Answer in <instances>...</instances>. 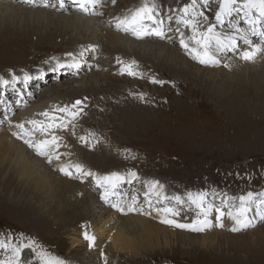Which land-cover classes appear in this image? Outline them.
I'll list each match as a JSON object with an SVG mask.
<instances>
[{"label":"rangeland","instance_id":"374dc122","mask_svg":"<svg viewBox=\"0 0 264 264\" xmlns=\"http://www.w3.org/2000/svg\"><path fill=\"white\" fill-rule=\"evenodd\" d=\"M123 1H128V5L136 2L118 0L120 12H123L121 8ZM172 1L179 4L181 0ZM44 9L40 10L45 11ZM162 9L161 7V11ZM57 14L58 18H70L75 13L62 11ZM59 20L62 21V18ZM77 26L72 25V21L68 20L66 25L63 23L58 26L50 23L36 26L30 23L28 26L19 27L22 38L1 46L6 50L0 54L1 74L14 73L17 78L15 82L22 80L25 74L32 76L33 73L19 71L28 67L39 55L42 61L34 68L36 74L38 70L44 68L47 69L43 72L49 71L62 58L67 61L75 55L77 61L82 64L85 61L80 55L89 51L90 45L85 43L82 48L85 50L79 49L80 45L70 49L74 46L71 40L80 33ZM7 28L6 26L1 30L7 31ZM37 28L39 29L35 30ZM26 32H29V35L25 34ZM100 33L104 34V31H98L95 38L104 42H101L102 49L107 52L105 40L98 38ZM40 38L46 43L36 45L34 42L40 41ZM82 38V41L87 39ZM135 43L136 41L125 40L123 44L131 45V48L126 46L124 53L111 52L110 60L107 57L108 61L100 67L105 70L102 74L87 72L89 76L80 78L76 76L72 80L64 78L61 83L55 85L56 87L47 88L50 83L46 86H35L42 91L34 99L18 105V113L8 122H3L5 119L0 118L3 122L0 128L16 127L12 121L19 115L23 117L21 109L26 106L27 111H32L40 105L43 96L72 95L69 98L64 96L62 100L68 99L67 103L61 102V104L62 107L71 106L77 100H82V103L75 107L76 115L73 121L75 132L85 140L77 143L79 152L76 156L80 162L84 160L88 167L94 168L98 175L121 173L127 177L128 172H135L138 176L148 179L158 177L165 184L168 197L188 192L210 193L214 185L237 194H242L247 189L252 192L255 190L256 193L263 191L264 59L258 66L240 70L236 77L234 74L215 70V74L219 76L217 79L223 78L222 81L226 82L219 84L210 78L207 69L195 67L186 69L184 63L177 61L176 58L172 57L173 60H170L168 57H171L170 53L174 51L164 47L166 51L160 52L158 50L160 43L151 42L152 49L149 51H145L140 43ZM115 54H121L120 59H124L125 55L137 54L138 61L142 60L145 68L153 67L159 73L161 82L164 83L162 91L155 90L145 103L137 102L143 88L142 83L138 82L139 79L132 80L124 76L115 78L106 72L107 70L111 74L119 72L114 68L115 66L110 67V61L117 58L113 56ZM226 55L227 52L216 56L219 58ZM85 56L90 57V54ZM108 63L110 69L107 68ZM220 67L224 65L216 68L221 69ZM103 74L105 76H98ZM222 74H229L230 77ZM252 76L257 79L249 82L254 78ZM192 77H195V81L199 84L195 89L198 92L196 96L190 95L188 87H184L187 85L185 83L187 78L194 81ZM3 79L0 77V82ZM80 81L87 84L86 87H74L71 83ZM147 106H156V108H145ZM27 111H24V116ZM99 138L103 140V144L98 142ZM88 142H92L93 145L86 147L85 143ZM2 175L0 174V239L7 240L8 237H12L13 241H16L23 238L25 243L31 240L61 259L64 264H85L83 248L70 247L73 231L84 228L85 221H81L82 217L78 219L76 209L62 207L60 204L62 196L58 197L52 193L54 188L61 189L65 184L57 174L55 173L56 177L52 178L55 181L51 182L53 186L49 192L60 206L58 210L54 203L53 213L48 212L49 204L45 205L48 203L45 198L42 208L38 202L34 201L32 204V196L18 192L19 186H13V181L9 182L11 185L6 183L4 185L3 182L6 180ZM91 189L97 193V188ZM175 203L177 204L176 201ZM27 204H31L32 208ZM181 208L184 209L183 206ZM100 211L104 213L103 210ZM100 211L97 214L93 213L96 215L94 216L96 222L100 218ZM57 213L62 216L58 217ZM183 217L185 218V209ZM210 219L213 221L212 217ZM229 222L230 219L225 216L223 229L226 232L230 229ZM256 222L259 220L254 223ZM248 228L251 229L252 226ZM207 230L208 228L205 229ZM255 230L257 231L254 233L253 230H249L251 232L246 234L232 235L237 237L235 241L237 243L234 244L241 245L236 247L234 244L229 245V249L226 243L220 242L213 248L202 249L197 246L189 248L190 245L185 247V243L178 241L177 245L173 243L174 245L168 248L116 255L109 252L108 247L107 250L104 247L97 256L108 257L109 261L97 260L95 254V262L92 264H264V238H261L264 237V226ZM252 240L255 242L253 243ZM243 246L246 248H240ZM5 258L6 254L0 250V259ZM21 264H38L31 249H23Z\"/></svg>","mask_w":264,"mask_h":264},{"label":"bare ground","instance_id":"6f19581e","mask_svg":"<svg viewBox=\"0 0 264 264\" xmlns=\"http://www.w3.org/2000/svg\"><path fill=\"white\" fill-rule=\"evenodd\" d=\"M8 1L9 0H0V54L6 51L5 48L1 47L2 44L4 43L10 44V43H13L14 40L22 38L21 37L22 33L19 27L28 26L30 25V23L36 24V26L40 24L49 25L50 23L57 24L59 26L60 24H63V23H65L66 25V23H68V20L72 21V25H75V26L78 25L77 27H79L80 29V33H79V30L77 31V33H79V36L78 37L75 36L71 40L74 45L73 48H76L80 44H85V43H96V41L100 43V40L95 38V35L100 30L104 31V37H106L105 44L107 46L105 44L104 45H105V49H107V52H105L104 50L101 52V55L99 58L100 61L98 63L100 67L104 66L102 64L103 63L105 64L109 60V59L107 60V57L111 55V52L124 53V49L126 46L131 48V45L123 44V42L125 41L123 37H119L114 34H111L110 32H107L105 28H102L101 26L95 25L94 27L100 30L98 31L92 30V27L89 25L91 21H94V19L92 18H86V17H82V16H78L74 14L70 18L59 17V18H62V21H60L57 13L42 11L40 10L38 6H35L32 9H29L27 7L22 8L21 6L14 4V2L12 1L8 2ZM143 3L145 2L140 1L134 5H128V8L126 6L127 10L123 14L118 15V16H121V17L128 16L132 10H135L137 7L141 6ZM108 9L110 8L106 7L105 9H103V11L108 10ZM6 26L8 27L7 31H2L1 28H4ZM38 29L39 28L35 30H38ZM25 34L29 35V32H26ZM89 36H91L92 39L87 38ZM82 37H86L87 38L86 41H82L83 39ZM40 39H41L40 41L36 40V42L34 43L36 45L46 43L44 42L42 38ZM186 42L190 43L191 47H195V45L191 44L190 41H186ZM140 44L142 45L145 51H149L152 49V46H150L152 45V43L150 41L140 42ZM82 50H85V49H82ZM158 50L160 52L166 51V49L164 48L162 44H160V46L158 47ZM87 54H89V51L83 53V55H87ZM170 55L171 57H168L170 60H173V58H176L177 61L184 63L186 69H191L192 67H195L196 69L198 68L194 65L189 64L187 61L184 60V58H181L176 52H171ZM217 57L218 56H215V58ZM263 59H264V54H263ZM247 68L248 67L242 69V71L246 70ZM208 72L210 74V78L213 79L216 83H219V84L226 83L222 80L217 79V77L219 76L215 74V70L210 69L208 70ZM238 72L239 71H235V72H232L231 74H234L236 77V74H238ZM64 74L65 73H62V75ZM98 76L103 77L105 76V74L98 75ZM212 77H216V78H212ZM61 79L62 78H60V80ZM256 79L257 78L254 77L249 82H254L256 81ZM29 82L30 80L28 81V83ZM38 82L39 84H37L36 82L34 86L44 85L43 81H41V83L40 81ZM192 82L196 85H199L198 83H195V81H192ZM71 83L74 85V87L76 86L86 87L87 85L81 81L75 84L73 82ZM227 84H230V83L227 82ZM50 95L47 97L43 96L42 101L40 102V105L38 107H35L32 111H27V108L25 106V108L21 109L20 111V112H23V117H20L19 115L16 118H14L12 122H14L16 125L24 124L23 131H30L32 129V125L28 124L27 121H30V120L44 121L47 119L44 116L38 115L39 113L49 112L50 115L59 116V117H63L65 114L68 120V122L65 123L67 127L60 129V131L68 134L70 138H76L75 139L76 142H74L72 146H71V143L69 146L65 145L62 133H60L57 129L55 134L61 137V140L59 141L60 147L56 151L57 153H59V151L62 152L67 163L64 160H59V159L54 158L57 161L58 166L57 165L47 166L45 165V162L48 160L46 157L36 156L33 153L34 149L30 148L28 144L24 142V140L30 139L33 142H35L38 139H43L44 137L41 136L39 132L35 133V135H32V136H24V139H18L16 136L13 135V133L22 132L21 129L14 127V126L8 127L7 129L0 128V174H3L2 176L5 177V180H6L3 182V184L6 183V184L11 185L9 182L13 181L14 182L13 186L15 185L16 187L17 185L19 186V188H17L18 192H21L23 195H31L33 200L32 202L31 201L30 202L32 204L34 201L38 202V204L39 203L41 204L40 206L42 208V206L44 205L43 199L45 198V200L48 202V203L46 202L47 204L45 205L47 206L49 204L48 212L53 213L52 210H54L53 208L54 203L56 204L58 210H59L60 205L58 206V202L53 197V195L50 194L49 192L50 190H52L51 186H53L51 185V182L55 181V179L52 180V178L56 177L54 176L55 173L52 170V167L55 166L56 169L58 167L60 169L61 166H66L69 164H73V165L79 164L82 166L83 171L91 172L94 174H95V169L88 167L87 164L80 162L77 159L76 154L79 152L77 143L84 141V140H81L79 136L74 137V132L72 130L74 129V126H75V124H73L74 118L68 113H61V112L55 111L56 109L65 107V106L62 107V104H61V102L67 103L68 99L64 101L62 100L64 96H67V98H69L70 96L72 97V95H64V96H61V95L50 96ZM3 111H7V109L5 108ZM24 111H27L25 113V116H24ZM69 112L76 113V110L75 108L73 109L69 106ZM0 122H1V119H0ZM71 124L73 125V128L69 127V125ZM125 126H128V125H125ZM88 145H93V144L92 142H88ZM94 147L96 146L94 145ZM77 174H79L81 178L84 176L78 172ZM128 178L129 177H126L125 179L126 184H129L127 182ZM61 181L65 183L62 185L61 189L54 188L53 192L52 191L51 192L58 197L62 196L61 201H60V204H62V207H71L73 209H76L78 219L82 217L83 219L81 221L83 220L85 221L84 228L77 230V231H73V234H72L73 236L71 237L72 242L70 246L71 248L72 247L75 248V247H82V245L85 244L84 257L86 258V262L83 261L85 264H92L95 262L96 248L105 247V249L107 250V247H108L109 252L119 255L120 253L135 254V253L145 252V250L154 251L156 249H160L161 247L168 248V247H172L174 244L177 245L178 241L179 243L180 242L185 243V247L186 245H190L189 248L193 246L194 247L197 246L202 249L213 248L219 242L221 244L226 243L228 246L227 248L229 249V245H233L234 243H237L235 242L237 241L236 240L237 237L235 238V236H232L231 234H228V233L221 232L219 230L213 231L211 233H207L204 235H190L188 233H183L182 231L177 232V230H175L173 227H170V225L162 223L161 222L162 217L158 216L157 213H150V214L142 213L141 205L139 201L137 200V198L135 197L136 194L139 197H142V192H139L136 188H135V192H131L132 197L130 198V202H132L133 197L136 198V204H135L136 210L133 213L128 214V215H120L122 213H120L121 210L119 209V211H117L119 215L116 214V212L114 213L109 210L107 211V213L104 214L102 211H100L95 195H93L85 186H81L75 182L68 181L66 179H61ZM134 181L135 179L132 180L131 185H133ZM150 181H155V182H158L159 185H163L162 181L158 177H152L150 179H148L147 177L144 182V188L146 191H147V188L145 187V184L146 182H150ZM164 192L165 191H164V185H163V195H164ZM151 200L154 202H152L151 205H148V206L157 208L159 206V203H157V197L153 195L151 197ZM144 203L147 205L146 202ZM27 205H29V207L32 208L31 204H27ZM99 211H100V218H98V222H96V217L94 218V216L96 215H94L93 213L97 214ZM57 215L58 217L62 216L61 214H58V213ZM83 215L85 217H83ZM46 216H48V214ZM173 217L176 222L184 223L182 220H179L177 216H173ZM257 220H259V218L254 217V222ZM209 221L210 222L212 221L210 219V216H209ZM228 226H229L228 228L234 227L235 226L234 222L230 220ZM182 230L186 231L187 229H182ZM256 231L257 230L255 231L253 230V233ZM86 232L89 236L94 237L93 249L90 248L89 245L87 244V240L85 239ZM261 238H264V237H261ZM252 242L254 243L255 240H252ZM238 245H241V244L239 243L234 244L235 247ZM240 248H246V247L243 246ZM98 259L109 261L108 257L99 258L97 256V260Z\"/></svg>","mask_w":264,"mask_h":264},{"label":"snow or ice","instance_id":"6c2138e0","mask_svg":"<svg viewBox=\"0 0 264 264\" xmlns=\"http://www.w3.org/2000/svg\"><path fill=\"white\" fill-rule=\"evenodd\" d=\"M78 2L79 7L87 11L89 6L95 7L99 4L100 0H74ZM115 0H113V3ZM218 4V8L215 11V24L207 23L209 17L205 15L203 10H198V5L202 8H207L210 0H190V3L184 5L183 8L178 9V15L175 16V24L177 25L176 31L180 32L181 40L180 43L189 54H195L194 58L201 64H217L219 61L215 58V53L227 50H235L237 47V41L243 40L245 44L251 49L239 51V57L244 61H252L255 56L262 49L259 48L252 40L248 38V33H242L240 29L235 25L231 24L232 29L236 33L235 35L225 34L217 31V26H224L225 21L228 20L231 23V19L234 16H240L244 19L245 23L251 25V34L264 36V0H215ZM159 13L155 11V3L151 5L147 2L143 3L139 8L132 10L128 16L120 19L118 18L116 27L125 32H131L140 38L142 35H156L161 39L165 36L164 30V19H156ZM151 21L154 27L149 28L146 22ZM169 25L173 21L172 16L167 17ZM206 25V26H205ZM185 28L191 32V36L187 37V40L194 44L195 47H191L190 43L186 42L184 33L180 31L181 28ZM169 30L171 28L169 27ZM63 67V65H58ZM77 65H69V67H76ZM129 74L134 75L129 66ZM13 83L17 80L13 76ZM32 77L25 74L24 81L27 83ZM156 82V81H152ZM8 81H3V84H7ZM162 83V82H161ZM81 101H76L71 108L80 105ZM55 111L61 113H68L73 118L76 113L69 112V106L64 108L56 109ZM38 115L44 116L47 119L44 121L30 120L28 124L32 125L30 131H23L24 124H17L16 127L21 129L22 132H14L13 135L18 139H24V136H32L39 132L43 139H38L33 142L30 139H25L24 142L28 144L30 148L36 151L37 155L44 156L51 163L53 158L59 159L57 149L60 147L59 141L61 137L56 135L57 129L67 127L63 123V118L59 116L50 115L49 112H42ZM81 140H85L84 137H80ZM75 169L76 172L81 173L84 176H93L96 179V183L99 187L104 189V194L101 199L106 202L109 195L116 194V189L119 184L124 182L126 177L112 173L106 176L96 177V174L91 172H85L82 166L79 164H69L61 166L60 171L65 175H72L71 169ZM127 182L131 183L133 179H138L135 172L128 173ZM145 187V200L151 205V197L154 195L157 197V203L163 200L171 199L175 200L177 204L187 203L188 208L194 207L196 209V218L193 219L192 223H178L173 219L167 218L171 216H178L179 212L173 208L164 206L161 208H154L153 210L158 216H161V222L174 226L180 229H187L193 232H202L206 228L211 227V222L208 220L209 215L216 212V226L223 227V218L226 216L228 219L234 222V227L230 230L240 231L242 229L254 226V217L264 220V191L254 193L247 192L241 194L238 197H229L224 194L221 197L220 205L217 206L207 200L209 193L207 192H188L186 194V202L180 196L167 197L163 195V185H159L158 182L150 181L146 182ZM212 195L218 196L219 194L215 191ZM136 198H132V204L129 205L128 211H135ZM113 207L119 208L118 204H113ZM227 209V211H225ZM123 211V209H120ZM85 239L89 240L90 246L93 237L85 233ZM28 248L34 254V259L38 261V264H64V262L55 257L51 253L45 251L42 247L35 244L34 241L28 240L26 243L23 242V238L13 241L12 237H8L7 240L0 239V250L6 254L5 259H0V264H21V253L23 249ZM10 253V255H8Z\"/></svg>","mask_w":264,"mask_h":264}]
</instances>
